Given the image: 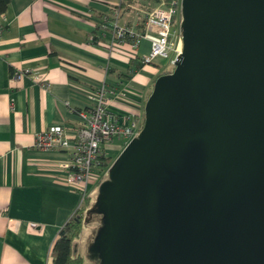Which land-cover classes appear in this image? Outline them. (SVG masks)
Masks as SVG:
<instances>
[{
    "label": "water",
    "instance_id": "water-1",
    "mask_svg": "<svg viewBox=\"0 0 264 264\" xmlns=\"http://www.w3.org/2000/svg\"><path fill=\"white\" fill-rule=\"evenodd\" d=\"M179 11L172 70L97 187V264H264V0Z\"/></svg>",
    "mask_w": 264,
    "mask_h": 264
},
{
    "label": "crops",
    "instance_id": "crops-1",
    "mask_svg": "<svg viewBox=\"0 0 264 264\" xmlns=\"http://www.w3.org/2000/svg\"><path fill=\"white\" fill-rule=\"evenodd\" d=\"M119 1L8 0L0 13V264H51L60 228L95 201L99 182L81 202L65 182L68 152L34 147L35 134L74 125L75 112L92 103L101 84L121 89L110 110L143 112L154 79L171 66L156 59L129 73L130 58L145 55L149 42L142 39L133 52L102 27ZM134 3L118 8L117 24L137 32L143 18L129 15ZM121 149L113 138L104 155Z\"/></svg>",
    "mask_w": 264,
    "mask_h": 264
},
{
    "label": "built area",
    "instance_id": "built-area-1",
    "mask_svg": "<svg viewBox=\"0 0 264 264\" xmlns=\"http://www.w3.org/2000/svg\"><path fill=\"white\" fill-rule=\"evenodd\" d=\"M176 10L173 7L153 9L144 17L141 32L117 24L119 9H111L103 16L104 28L111 29L115 44L127 42L133 52L139 42L146 39L149 50L139 57L142 64H150L156 59H167L170 65L180 49L179 29L172 25ZM110 21V26L107 24ZM97 43L96 39H92ZM134 57V56H133ZM13 74H16L14 72ZM119 88H108L101 84L96 88L95 98L85 109L75 112L77 122L69 127L55 125L35 134L33 146L38 149L66 150L69 155L70 171L65 182L81 194L82 202L88 194V188L98 183L107 173L110 164L99 170L98 161L104 155V148L113 138L122 140L123 146L136 137L140 131L143 112L132 111L129 114H117L108 108L109 103L121 96Z\"/></svg>",
    "mask_w": 264,
    "mask_h": 264
},
{
    "label": "trees",
    "instance_id": "trees-1",
    "mask_svg": "<svg viewBox=\"0 0 264 264\" xmlns=\"http://www.w3.org/2000/svg\"><path fill=\"white\" fill-rule=\"evenodd\" d=\"M7 2L8 0H0V13L5 9ZM134 2L135 0H120L118 8L123 12L128 8L129 5H132ZM161 4L164 7H173L174 9H178L179 0H161ZM175 21L176 16L174 15L171 21L173 26L176 25ZM141 31L142 29H140L139 32ZM130 60L134 62V68L129 69V73L131 74L132 72L138 70L139 66H141L142 63L137 57H132L130 58ZM168 72L169 71H167L166 69L160 74ZM110 162V157L102 156L98 161L99 170L106 168L110 164ZM85 212L86 213L84 217L80 215V212H75V214L72 215L58 231L57 238L55 239L51 248V264H82V257L76 251L77 239L80 236L81 230L83 228V225L86 223V220L93 213L101 217L100 213L96 211V205L94 204L90 206L89 209L87 208ZM97 229L98 228L95 229L93 237L95 236Z\"/></svg>",
    "mask_w": 264,
    "mask_h": 264
},
{
    "label": "rangeland",
    "instance_id": "rangeland-1",
    "mask_svg": "<svg viewBox=\"0 0 264 264\" xmlns=\"http://www.w3.org/2000/svg\"><path fill=\"white\" fill-rule=\"evenodd\" d=\"M134 7L130 8V12L128 13L130 16L132 15L133 17L137 18V20L139 21L142 18L144 19L145 15L149 13L150 11H152L153 9L162 7V4H161V0H135ZM175 10H176V13H175L176 26L175 27L178 28V24L180 20L179 7L178 9H175ZM143 28H144V21H143L142 30ZM172 55L173 53L170 52L168 58L165 60H168L169 58H171ZM171 70H172V66L167 68V71L170 72ZM119 153L120 151L118 152L117 155H112L110 164L116 159ZM106 178H107V173H104L102 175L101 181ZM95 192L97 193V190ZM89 207L87 208L89 209ZM85 213H86L85 211H80V215H82L83 217L85 216ZM99 217H100L99 215L93 213L86 220V223L83 225V228L81 230L80 236L77 239L76 251L82 257V264H97L98 262L97 250H96L95 244L93 245V238H94L93 233L95 229L99 227V224H100Z\"/></svg>",
    "mask_w": 264,
    "mask_h": 264
}]
</instances>
